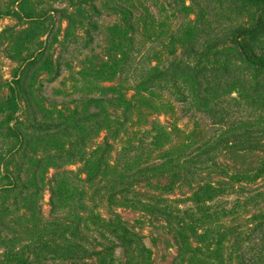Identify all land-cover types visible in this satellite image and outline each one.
Wrapping results in <instances>:
<instances>
[{
	"label": "rangeland",
	"instance_id": "obj_1",
	"mask_svg": "<svg viewBox=\"0 0 264 264\" xmlns=\"http://www.w3.org/2000/svg\"><path fill=\"white\" fill-rule=\"evenodd\" d=\"M11 1L0 0V9L9 12ZM251 9L258 10L245 0H22L15 13L0 17V125L12 116L30 138L0 167L16 183L0 190V264H14L6 248L30 244L34 248L22 257L33 264H72L54 260L55 255H64L58 244L52 245L56 238L63 242L62 233L57 235L51 224L40 226V213L42 221L50 220L56 169L74 171L84 179L116 153L141 140L148 142V129L157 121L193 139L198 133L203 138L213 134L206 114L178 102L183 101L182 83L193 85L191 78L183 80L181 74L177 83L170 80L168 66L190 47L213 53L210 47L218 43V51L229 50L232 45L220 41L245 23ZM26 14L36 19L28 21ZM222 89V101L235 98L244 105L252 101L249 92L240 96L231 87ZM34 116L48 124L47 131L26 129ZM102 125H109L115 137L109 155L104 154ZM83 156L91 160L88 167ZM155 161L156 156L144 154L125 166L129 173ZM101 171L93 183L73 177L66 183L71 185L73 179L80 191L85 189L91 198L90 213L109 218L114 210L132 231L143 235L152 264L170 262L176 250L170 229L148 217L140 205L105 206L96 188L109 182L112 170ZM10 183L8 179L3 184ZM135 183L148 197V174ZM258 183L264 184V178ZM182 194L174 191L165 197L181 199ZM256 201L264 205V185ZM253 202L240 210L242 215L252 212ZM100 242H91L92 248L87 244L88 258L73 264H134L129 248L106 252L104 245L112 243ZM147 258L145 254L137 261L148 264Z\"/></svg>",
	"mask_w": 264,
	"mask_h": 264
},
{
	"label": "trees",
	"instance_id": "obj_2",
	"mask_svg": "<svg viewBox=\"0 0 264 264\" xmlns=\"http://www.w3.org/2000/svg\"><path fill=\"white\" fill-rule=\"evenodd\" d=\"M21 1H11L7 8L9 12L0 9V17L15 13ZM245 1L253 8L257 6L258 10L253 12L251 9L245 23L220 41L219 44H231L229 50L218 51V43L210 47L214 48L213 53L190 47L178 62L172 61L168 66L170 80L177 83L181 74L183 80L191 78L193 85L186 81L182 83L183 101L178 102L187 110L206 114L211 120L213 134L203 138L198 133L193 139L192 135L184 136L177 128L166 127L157 121L148 129V142L141 140L138 145L116 153L84 179L78 178L74 171L56 169L51 180L56 185L50 190V220L42 221L40 213V226L51 224L57 235L62 233L64 236L62 243L56 238L52 244H58L59 250L64 252V255H55V261L73 264L88 258L87 244L92 248L91 242L109 241L107 243L112 245H104V251L111 252L115 247L129 248L134 264H139L138 257L145 254L148 264H152V253L142 242L143 235L132 231L129 224L109 207V218L90 213L91 198L87 197L85 189L80 191L73 179L71 185L66 183L68 177L81 183H93L97 174L105 169L112 170V177L108 183L96 188V193L102 194L105 206L136 208L140 205L148 212V217L156 218L172 232L171 240L176 250L167 264H264V205L256 201L264 185L258 183L264 178V0ZM26 15L28 21L36 19ZM224 86L231 87L240 96L249 92L252 101L244 102L247 106L252 105V109H247L235 98L220 100ZM11 90L15 94L13 87ZM19 125L21 127L20 120L12 116L0 125V167L6 157L13 156L30 142L29 135L23 133ZM28 126L29 131L48 130V124L36 116ZM102 131L106 132L104 154L109 155L112 152L110 142L115 137L109 125H102L99 132ZM7 140L13 145L10 146ZM3 150L5 155L1 153ZM144 154H148V158L156 156L157 161L128 173L125 165ZM113 160L116 164L111 165ZM81 161L88 167L91 160L83 156ZM147 174L148 197H145L143 188L135 180ZM8 179L11 183L3 184ZM251 184L255 187L252 185L251 188ZM10 186L15 187L16 183L1 169L0 190ZM174 191H182V198L165 197ZM230 196L236 199L230 200ZM251 201H254V208L245 217L240 210L247 209ZM179 204L189 205L181 209ZM31 247L30 244L5 250L11 254L14 264H33L22 257L23 253L29 254ZM1 256L3 261L5 256Z\"/></svg>",
	"mask_w": 264,
	"mask_h": 264
}]
</instances>
